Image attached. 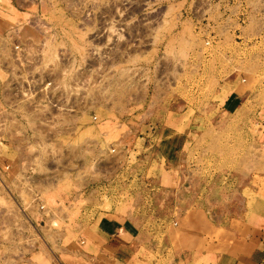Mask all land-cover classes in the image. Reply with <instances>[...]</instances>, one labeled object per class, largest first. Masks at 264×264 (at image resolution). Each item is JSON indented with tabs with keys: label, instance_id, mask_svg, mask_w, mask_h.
Wrapping results in <instances>:
<instances>
[{
	"label": "rangeland",
	"instance_id": "1",
	"mask_svg": "<svg viewBox=\"0 0 264 264\" xmlns=\"http://www.w3.org/2000/svg\"><path fill=\"white\" fill-rule=\"evenodd\" d=\"M1 1L0 264L264 260V0Z\"/></svg>",
	"mask_w": 264,
	"mask_h": 264
},
{
	"label": "crops",
	"instance_id": "2",
	"mask_svg": "<svg viewBox=\"0 0 264 264\" xmlns=\"http://www.w3.org/2000/svg\"><path fill=\"white\" fill-rule=\"evenodd\" d=\"M5 8H7V4L2 2L0 0V26L2 27L4 24L7 25L9 23V20L11 18V20L13 19V7H10V12H8L7 10H5ZM10 20V21H11ZM150 121H148L149 123ZM148 143H150V138H148ZM13 168L12 166H7L6 169H11ZM13 170V169H11ZM6 173V175L9 176V172L4 171ZM13 172V171H12ZM96 187V186H95ZM97 199L93 198V201H96ZM110 203L111 205H114V199H110ZM126 205L123 206L125 207L126 212H129L128 209V205L129 202H127V199H125L124 202ZM115 209V208H114ZM111 209L109 211V214L112 216L113 214H115L117 220L114 221V219L112 221H108V222H104V226H102L101 230H99L100 232H95V239H90L88 240L87 237L83 238L80 241V245L82 247H84L85 251L89 250L90 248L94 249L91 250L94 254H111V255H116L117 253H119V249H120V245L118 243H123V242H127V238L125 239V236L130 232L132 234V227H133V219L131 213L128 214H124V215H118L116 214L115 210ZM125 212V213H126ZM116 222H122L123 224L120 226V228H118L116 226ZM173 226H176L177 230L174 231L175 233L177 231L181 230L180 224L178 221L173 223ZM150 228V227H149ZM154 228V227H153ZM151 230V228H150ZM147 230L149 233H152L154 230ZM129 234V235H131ZM128 236V235H127ZM183 238V235L181 236ZM185 242H192L191 239H189L188 235H185V238L183 239ZM252 251L249 252L248 255H245L246 257H239L238 261H235V264H264V260L263 258L259 257V253L262 252V248L261 247H255L253 246ZM121 251L123 252L124 249H121ZM126 253L128 251H125ZM121 253V252H120ZM175 253H177V255L179 256L178 261H183V264H193L195 261H193V255L196 253V251H194L193 249L191 250H184V249H178V251H176ZM254 256H253V255ZM261 254V253H260ZM202 255V254H201ZM229 253L227 254V256L225 255L226 258H228ZM217 264H229V261L227 262H221V263H217Z\"/></svg>",
	"mask_w": 264,
	"mask_h": 264
},
{
	"label": "built area",
	"instance_id": "3",
	"mask_svg": "<svg viewBox=\"0 0 264 264\" xmlns=\"http://www.w3.org/2000/svg\"><path fill=\"white\" fill-rule=\"evenodd\" d=\"M7 167H5V169H6Z\"/></svg>",
	"mask_w": 264,
	"mask_h": 264
}]
</instances>
